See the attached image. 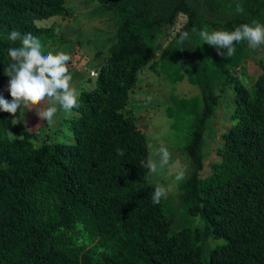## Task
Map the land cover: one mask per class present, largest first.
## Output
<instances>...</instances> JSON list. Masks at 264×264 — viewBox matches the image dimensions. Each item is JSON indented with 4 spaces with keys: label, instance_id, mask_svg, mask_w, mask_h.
<instances>
[{
    "label": "trees",
    "instance_id": "16d2710c",
    "mask_svg": "<svg viewBox=\"0 0 264 264\" xmlns=\"http://www.w3.org/2000/svg\"><path fill=\"white\" fill-rule=\"evenodd\" d=\"M97 1L120 20L94 86L80 91L68 119L72 140L36 146L24 121L0 112V264H264V59L249 83L239 71L253 57L247 42L235 43L234 56L224 58L198 35L264 24V0ZM69 13L66 0H0V93L9 79L6 50L20 46L9 33L31 32L46 53L66 36L37 20ZM184 31L189 39L181 43ZM159 64L172 82L187 79L201 90L191 98L196 103L181 98L194 118L182 149L191 170L179 200L201 217L197 227L174 230L166 201L152 204L156 183L143 167L148 138L123 112L139 72ZM230 85L234 123L207 163V125ZM210 239L225 242L204 259Z\"/></svg>",
    "mask_w": 264,
    "mask_h": 264
},
{
    "label": "rangeland",
    "instance_id": "374dc122",
    "mask_svg": "<svg viewBox=\"0 0 264 264\" xmlns=\"http://www.w3.org/2000/svg\"><path fill=\"white\" fill-rule=\"evenodd\" d=\"M66 5L70 11L69 15L38 19L37 24L42 26L53 24L57 32L66 36L64 43L55 42L56 46L49 45L48 50L65 51L71 55L69 70L73 76L72 86L80 92L94 86L98 75L92 76L91 71L94 69L98 71L105 64L120 18L118 19L116 11L106 9L97 0H66ZM182 19L183 17H180L174 30L180 28ZM173 31H169L171 35ZM252 51L253 57L239 70L242 74H248L249 83L254 82L261 73L260 61L264 59V46ZM156 69L158 71L153 70L151 65H147L139 72L138 82L131 90L129 103L123 112L133 116L137 125L145 132L148 138L149 155L157 143L163 142L174 157L183 164L188 176L191 162L182 149L187 143L194 117L183 109L181 98L189 99L191 104L196 103V99L191 98L201 96V90L187 79L172 82L166 74H161L162 64L157 65ZM233 90L234 86L230 85L225 92L221 93L217 116L207 125L205 142L208 153L207 163L214 160L215 151L223 144V134L234 123L231 117L235 106L232 98ZM1 93L8 99L7 86ZM46 106L45 102L40 107ZM76 113L74 109L71 113L59 111L51 125L41 120L34 109L20 115L17 113L13 119L24 121L29 129L36 133L34 144L39 146L45 140L71 141V125L68 119ZM208 172L209 166L206 164L201 174L206 176ZM147 180L153 183H169L156 176ZM179 185L172 186L171 193L165 200V212L173 219V229L179 230L185 225L201 226L203 224L201 217L188 214L185 206L180 202ZM224 242V239H210L205 245L204 259H209L213 246Z\"/></svg>",
    "mask_w": 264,
    "mask_h": 264
},
{
    "label": "clouds",
    "instance_id": "9594fccd",
    "mask_svg": "<svg viewBox=\"0 0 264 264\" xmlns=\"http://www.w3.org/2000/svg\"><path fill=\"white\" fill-rule=\"evenodd\" d=\"M237 13H243L241 4L235 5ZM200 40L214 47L217 54L224 58L234 56L235 43L247 42L250 49L264 46V24L253 21L244 23L232 31L211 30L204 28L198 33ZM8 39L20 41L19 47H9L7 56L9 63L3 67L7 76V91L11 99H6L0 93V112H6L16 117L17 113L35 110L36 115L49 125L54 122L59 111L71 113L79 108L78 98L80 92L72 86L73 76L69 70L72 57L65 51L49 50L44 52L41 40L31 32L21 33L12 30ZM189 39L187 31L181 32L179 41L183 43ZM46 107H40L43 103ZM118 155H123L117 149ZM147 177H161L169 183L157 182L152 193V204L157 205L168 199L173 185L178 186L186 180V169L179 159L175 158L169 148L159 142L154 147L147 160L143 163Z\"/></svg>",
    "mask_w": 264,
    "mask_h": 264
},
{
    "label": "built area",
    "instance_id": "2783aa9c",
    "mask_svg": "<svg viewBox=\"0 0 264 264\" xmlns=\"http://www.w3.org/2000/svg\"><path fill=\"white\" fill-rule=\"evenodd\" d=\"M91 75L92 76H97L98 75V71L96 69L91 71Z\"/></svg>",
    "mask_w": 264,
    "mask_h": 264
}]
</instances>
